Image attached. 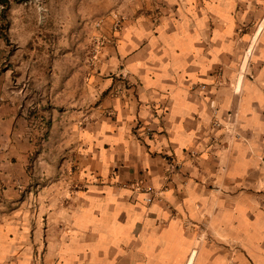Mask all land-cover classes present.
<instances>
[{"label":"crops","instance_id":"crops-1","mask_svg":"<svg viewBox=\"0 0 264 264\" xmlns=\"http://www.w3.org/2000/svg\"><path fill=\"white\" fill-rule=\"evenodd\" d=\"M156 1L85 79L0 16V264H264V0Z\"/></svg>","mask_w":264,"mask_h":264},{"label":"rangeland","instance_id":"rangeland-1","mask_svg":"<svg viewBox=\"0 0 264 264\" xmlns=\"http://www.w3.org/2000/svg\"><path fill=\"white\" fill-rule=\"evenodd\" d=\"M135 2L139 5L137 11L150 13L159 11L158 8H154L155 5H159L156 0H9L5 5L1 3L0 16L5 18L8 7L12 3L16 4L13 15H16L18 20H20V15L21 17L27 16V21L23 22L24 25L31 31L39 33L42 66L40 72L42 76L48 74L50 69L47 66L48 60L53 57L54 47L60 45V48H58V51H61L59 56L64 58V52L68 51L73 62L72 72L78 73L79 69L84 66L85 79L90 69L94 47L100 38L87 32L90 29L91 22L113 16L116 20L120 15L129 13L132 8L128 4H134ZM38 8L43 11H38ZM83 23L84 37L56 38L49 34V31L54 29L80 30ZM7 26L8 23L5 20L0 22L1 34L6 30ZM95 28L99 30V26L95 25ZM60 42L61 44H59Z\"/></svg>","mask_w":264,"mask_h":264},{"label":"built area","instance_id":"built-area-1","mask_svg":"<svg viewBox=\"0 0 264 264\" xmlns=\"http://www.w3.org/2000/svg\"><path fill=\"white\" fill-rule=\"evenodd\" d=\"M5 1L7 2L9 0H5ZM29 2H31V1H29ZM35 2H37V1H35ZM23 3L26 4L25 1H23ZM38 7H39V5H38ZM38 11H43V10L41 8H38ZM114 26L115 27L118 26V19L115 20ZM31 124L32 125H31L30 129L32 131H34V130L37 131L39 129V127H43V128L45 127L44 126L45 125L44 119H41L39 117V115H36L35 119L31 122ZM43 131H42V133H43ZM41 137L43 138V135ZM135 189L145 195L144 201L146 204H151L156 198H158V193H156L154 191V189L151 187H142V188H138V187L136 188L135 187Z\"/></svg>","mask_w":264,"mask_h":264},{"label":"trees","instance_id":"trees-1","mask_svg":"<svg viewBox=\"0 0 264 264\" xmlns=\"http://www.w3.org/2000/svg\"><path fill=\"white\" fill-rule=\"evenodd\" d=\"M0 3L5 5L6 1L5 0H0Z\"/></svg>","mask_w":264,"mask_h":264}]
</instances>
